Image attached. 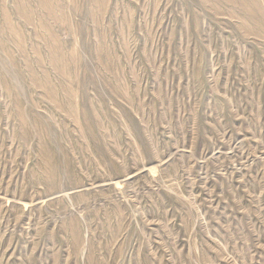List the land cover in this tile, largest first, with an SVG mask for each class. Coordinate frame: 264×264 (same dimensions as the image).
Listing matches in <instances>:
<instances>
[{"label":"rangeland","instance_id":"obj_1","mask_svg":"<svg viewBox=\"0 0 264 264\" xmlns=\"http://www.w3.org/2000/svg\"><path fill=\"white\" fill-rule=\"evenodd\" d=\"M0 264H264V0H0Z\"/></svg>","mask_w":264,"mask_h":264}]
</instances>
